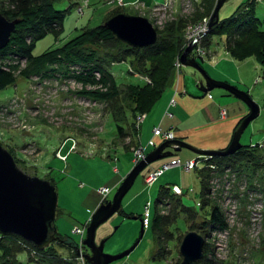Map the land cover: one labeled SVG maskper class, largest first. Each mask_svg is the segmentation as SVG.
Returning a JSON list of instances; mask_svg holds the SVG:
<instances>
[{"label": "rangeland", "instance_id": "rangeland-1", "mask_svg": "<svg viewBox=\"0 0 264 264\" xmlns=\"http://www.w3.org/2000/svg\"><path fill=\"white\" fill-rule=\"evenodd\" d=\"M77 1L79 0H55L59 7L66 10L63 30L56 40L53 33H48L38 40L33 50L34 54L64 44L66 40L78 35L82 26L99 25L104 17L109 19L114 16L115 14H112L116 10L121 11L119 13L146 17L155 29L171 39L175 51L173 60L169 56V49H165L162 54L151 57L150 61L144 64L141 62V67H134L130 60L121 57L125 47L123 45L117 44L111 48L101 49L93 47L91 50L96 52V55L106 57L107 66L105 64L103 66L111 71L108 74L110 77L105 78L99 72H95L92 73L91 80L83 82L76 77L80 72H83L81 75H88L81 64L61 63L48 66L46 70L50 72L39 77L30 79L18 77L14 85L0 90V144L11 153L19 169L31 176L54 181L57 194L56 209L57 211L62 209V212L55 213L56 232L75 242H78L79 238L71 229L74 226L82 227L96 209L91 203L90 197L94 196L92 192L100 186L108 185L113 187L112 193L109 194L111 199L120 183L119 178L126 175L134 165L131 153L136 154L138 148L132 140V135L131 138L129 136L124 140L128 147L131 144L129 151H125L121 145L111 140L115 132V124L109 113L112 105L120 101L122 106L128 109L134 105L132 97L141 98V93H136L137 89L132 87V83L141 84L144 81L145 84H141L143 90L148 89L149 85L153 87V80L165 75L166 70L172 65L171 61L176 62L180 37L183 38L189 26L207 17L210 6L213 5L211 8L214 9L216 4V1L206 0H117L116 3L115 0L113 2L100 0L79 8L80 3ZM164 1L165 7H162ZM247 1H224L218 12L219 19L229 17ZM247 6L248 9L255 8L257 15L264 16V0H251ZM243 12L251 15L250 10L244 9ZM221 32L210 35L212 40L208 47L203 45L207 49L209 55L206 58L209 60H204L202 65L209 76L214 79L217 75L226 76L227 82H232L230 84L235 85L240 91H247L257 103L259 115L246 127L240 142L243 146L259 143V148L252 153L247 152L249 155H245L241 161L234 159V162L225 163L210 159L208 168L204 169L202 168L204 162L201 160H198L197 167L189 171L177 166L170 167L152 185L146 184L144 178L146 180L151 176L155 170L153 165L157 162H161V166L177 158L184 161L196 159L198 156L182 149L174 155L149 164L139 173L123 197L119 211L123 209L126 213L133 211L140 214L144 207L148 209L149 202L150 224L155 212L158 216L168 213L171 215L179 206H174L172 202L170 203L172 200L169 201L167 197L156 203V197L158 189L177 184L183 193L181 204L193 209L190 212L194 211L192 212L194 216L180 212L169 226L172 234L167 233L163 237H157L155 233L153 235L149 226L129 255L110 264H180L182 257L179 254V246L189 231L201 235L207 246L204 258L199 264H264V67L251 56L234 62L226 60L218 65L220 60L224 59L219 43L220 41L224 43L225 50L228 45L225 40L227 31ZM230 36L231 40L238 39ZM261 42L262 38L252 31L243 38L242 46L252 44L249 48L254 49V46L258 47ZM197 44L202 45L195 41V46ZM151 64H155V69L150 70ZM21 65H24L23 62ZM174 68L179 69L175 64ZM181 69L186 75L196 72L190 67L183 66ZM195 75L202 80L198 72ZM109 78L115 80V85ZM191 87L196 89L193 84ZM167 89L162 95H165ZM109 97L113 99L108 101ZM224 100L232 101L233 107L237 105L246 107L241 100L233 96H228ZM165 106H167L165 100L160 99L161 109ZM233 107L230 105L227 108ZM163 111L164 109L160 112ZM143 114L144 112H140L141 116ZM164 121L163 126L168 127L167 116L164 117ZM147 134L145 139L149 137V132ZM138 136L141 140V132ZM159 137V135L154 137L157 144L152 146V149L165 141ZM171 139H175V134L168 138ZM115 147L118 149L117 160L114 161L120 170L118 174L112 171L115 165L113 166L106 159V154L101 152L105 150L113 154ZM62 148L65 152L70 149L66 159L62 155L64 152H60ZM198 172L205 176L203 190ZM183 206L181 208H184ZM214 206L219 207L225 219L226 225L222 229L207 228L206 218L209 216L210 207ZM159 218L155 217L156 226L162 230L168 228L167 224L163 225V218ZM140 228L139 219L125 220L116 213L96 229L95 241L98 243L101 239L107 238L104 244L105 252L118 253L124 250ZM168 235L170 237L165 240ZM83 250L85 252L79 250L80 255L89 253L87 248ZM83 262L89 264L84 256Z\"/></svg>", "mask_w": 264, "mask_h": 264}, {"label": "trees", "instance_id": "trees-1", "mask_svg": "<svg viewBox=\"0 0 264 264\" xmlns=\"http://www.w3.org/2000/svg\"><path fill=\"white\" fill-rule=\"evenodd\" d=\"M101 1L103 2V0ZM206 1L213 2L217 0ZM91 2L92 0H88V3ZM248 3H251V0H248L244 5L237 8L229 17L221 20L219 19L218 22L208 30L207 34L203 36V38L201 39V43L206 46L210 43V40H208L207 37H211L210 35L212 33L221 34V31H227V33L225 34V40L228 45H226V47L228 50L227 52L232 58H234L235 60H243L249 56H252L259 64L264 67V26L263 28H261V26L264 25V16L261 17L257 15L255 12V8L248 9ZM212 6L213 5L210 6L209 11L207 12V17H210L212 14ZM244 9L250 10L251 15L249 16L248 14H245V12H243ZM119 12L121 11L116 10V12H114L112 15ZM65 13V8L59 7L55 0H0V14H2L8 20L19 18V23L16 25L15 30L12 32L8 44L6 45V47L0 50V90H3L10 85H14L18 77L24 79L39 77L42 76L43 73L50 72L46 70L48 66L52 67V65L61 63L81 64L84 68L83 70H85L88 75H81L83 72H80V74H78L76 77L78 80L83 82L91 80L93 78L92 73L94 74L95 72H99V74H101V76H104L105 78L110 77L108 74L111 73V71H109L108 68L106 70L105 66H103L104 64L107 66L105 60L106 57L103 58L99 55H96L97 53L91 50L93 47L101 49L111 48L116 46L117 44L123 45L125 47H123L121 57L125 58V60H130V63L134 67H141V62H143L144 64L145 62L150 61L149 59L151 57L162 54L165 49H169V56L171 60H173V51H175L174 44L171 42V39L169 40L166 36H163V33H160L161 31H159L158 29H156L157 33H159L158 40L154 44L145 47H129L116 40L112 33L104 26H102V23L107 20V17L103 18L101 24L94 27L82 26L80 33L66 40L64 44L54 48H47L39 54H34L33 50L36 42L45 37L48 33H53L55 40L57 39L61 31L63 30ZM238 15L239 17H242L241 20L239 19V17H237ZM252 31L262 38V42L260 43V45L258 47L254 46V49L249 48V46H251L252 44H249V46L247 47L242 46L243 38H245L246 35ZM230 35H233L238 39L231 40L229 39V37H231ZM180 38L181 42L178 45L176 57L179 56L185 49L184 40L182 37ZM192 51H194V48L192 49ZM22 62L24 65H21ZM174 63L171 61L172 65L169 66L170 69L166 70L167 72L165 73V75L153 80V87L149 85L148 89L143 90L141 84H145L144 81L141 84L132 83V87L137 89L136 93H141V98L137 97V99H134L132 97L131 100L134 105L130 106V108L125 109L120 101L116 103V105H112L111 111H109V113L115 124V132L111 140L118 145H121V148L125 151H129V147L131 146V144H129L128 147V144H125L124 140L129 136L131 138V135L132 140L135 141V146H141V143L138 141L141 124L144 122L147 116L151 114V112L154 110L161 97L163 96L162 94L167 88L168 83L171 79L170 76L172 77ZM150 67V70L155 69V64H151ZM133 71L134 70H132V72ZM109 79H111L112 84L115 85V80L112 78ZM112 99V97H109L108 101H111ZM169 101H173L172 98H170ZM173 105L175 104H170L169 102L168 108ZM140 112H144L146 116L141 123H137L136 117L137 115H140ZM121 115L123 116L122 118ZM158 128L163 133L172 131L162 130L160 127ZM149 139L144 147L145 150L147 146L149 148H152V146H150L148 143ZM259 145V143H254L253 145H245L240 148L235 154L227 157H211L208 159L199 157L198 159H196L197 164L198 160L203 161L204 165L202 166V168L204 169L208 168V161L210 159H214L213 161L221 160L225 163H228L230 161L234 162V159L237 161H241L244 159L243 157L245 155H249L247 152L252 153L259 148ZM64 147L65 145L63 146V148ZM63 148L60 152H64L62 155L66 159L70 147L68 148L67 152H65ZM117 150L118 149L115 147V154L106 152L105 150L101 151L106 154V159H108L109 162L113 164V166L115 165L114 167H118L116 165L117 162H114L117 160ZM148 151L149 150H147L146 152ZM59 158L62 160L61 157ZM176 160L180 159L177 158ZM131 161L133 162V153H131ZM185 161L188 160L181 161V163ZM114 167L112 171L118 174L120 170L117 168V171H115ZM195 167H197V165H195L193 168ZM200 172H198V178H200L203 190V188H205V176L200 175ZM124 176L120 177L118 182H121ZM49 181L54 185L53 180L50 179ZM172 185L159 189L156 203L157 201H162L167 197L169 198V201L172 200L170 201V203L172 202L174 206L178 205L179 207L178 209L175 208L173 211L176 212H172L173 214L171 213V215L168 213L159 216L155 214L153 216L152 223L150 224V229L153 232V235L156 234L157 237H163L167 233L172 234L169 226L173 222V219L176 218V216L179 215L180 212H183L184 214L185 212H187L189 216H194V213H192L194 211L190 212V210L193 209L185 207L181 204V196L179 197L178 195H175L173 191L171 193ZM102 187L111 188L113 190V187H110L108 185L100 186V188ZM100 188H97L94 192H92L94 193V196H89L94 208L98 207L105 199L109 200V194L112 193V190H110L111 192L109 191L106 194H100L98 192ZM182 206L184 208H181ZM61 210L59 209L60 212H62ZM59 211H57L56 209V213ZM155 217L163 218V225L167 224L168 228H163L162 230V228L157 227L155 224ZM86 222L87 220L83 223L82 227L74 226L71 229V232L74 235L78 236V242H75L69 237L56 232V235L59 237V239L51 242L49 246L42 250L36 249L32 244L24 241L17 235L0 233V264H75L77 261L76 257L79 254L77 253L78 250L84 251L83 249H86V247L82 244V241L85 237L87 226ZM206 224L207 228H220L226 225L225 219L222 215V211H220L219 207H210L209 216H207L206 218ZM74 228L82 230V233H74ZM169 237L170 235H168L164 239L166 240ZM74 242L78 245V249H75ZM206 248V243H204L203 250L206 251ZM199 263L200 261L196 262L195 264Z\"/></svg>", "mask_w": 264, "mask_h": 264}, {"label": "water", "instance_id": "water-1", "mask_svg": "<svg viewBox=\"0 0 264 264\" xmlns=\"http://www.w3.org/2000/svg\"><path fill=\"white\" fill-rule=\"evenodd\" d=\"M224 1L226 0L216 1L210 16L209 29L218 22V12ZM18 23L19 19L8 20L0 14V50L6 47ZM102 26L108 29L116 40L129 47H145L158 40L157 30L143 16L118 13L102 23ZM194 47L195 41H191L181 53L179 62L199 73L203 81L200 83L199 89L204 93L214 88L223 89L243 101L248 107V113L233 131L231 140L225 148L198 149L181 139L165 140L134 164L119 183L112 198L102 201L90 215L82 241V244L89 250V253L83 255L89 264H110L129 255L138 245L143 235L142 226L134 243L118 253L105 252L104 244L107 238H103L97 243L95 233L101 224L118 213L123 197L143 169L182 149H186L198 157L231 156L243 147L240 142L241 135L249 123L259 115V106L246 91H240L237 87L214 79L207 74L202 65L190 56ZM56 207L57 194L54 185L48 180L31 176L19 169L11 153L0 144V233L17 235L36 249L42 250L51 242L59 239L54 226ZM204 242V238L195 231L187 232L179 246V254L182 257L180 264H191L202 259ZM74 247L78 249L75 242Z\"/></svg>", "mask_w": 264, "mask_h": 264}, {"label": "crops", "instance_id": "crops-1", "mask_svg": "<svg viewBox=\"0 0 264 264\" xmlns=\"http://www.w3.org/2000/svg\"><path fill=\"white\" fill-rule=\"evenodd\" d=\"M98 1L100 0H92L91 3H97ZM207 38L210 41L212 40L211 37H207ZM220 44L222 49L221 55L222 57H224V59L220 60L218 65L221 62H225L226 60L230 62L236 61L234 58L230 56L227 50H225V48L223 47L224 43L222 41H220L219 47ZM206 47H208V45H206ZM216 50L219 49L216 48ZM195 73L191 72L186 75L184 70L181 69L180 74L178 76L172 75L167 86L168 89L165 95H163L161 98V100H165L167 104V106L162 108L164 109L163 113L160 112L162 109L160 107V101H159L155 109L151 112L152 113V115H150L151 117H149L148 115L147 118L142 123L143 125L141 124V129H140L141 140L138 139V141L141 143V146H145L147 144L148 139L152 136L153 127H160L162 130H172L175 134V139H181L198 149H206V150L222 149L229 144L233 131L236 129L241 119L248 113V107L243 101L242 102L245 104L246 107H244V105L243 106L237 105L233 107L234 103L232 101L224 100V98H228V96H233V95L228 94V92L223 89H220L223 92L222 91L214 92L213 89L205 93L202 92L199 89L201 84L199 85L197 84L198 80L196 79L198 77H196ZM190 77L193 78L191 79ZM215 79H220L227 82L226 76L223 75L221 76L217 75ZM227 83H229V81ZM191 84H193L196 87V89L194 87H191ZM214 89H219V88H214ZM170 98L174 99L175 105L168 108V103H169L168 101L170 100ZM220 98H222L223 100ZM230 105L233 108L228 109L227 107H229ZM165 108L167 111L166 113H165ZM165 116L169 118L168 127L163 126L165 123L164 121ZM147 132H149V137L145 139V134L148 135ZM152 148H149L147 146L146 151ZM187 160H192V159H187ZM160 164L161 162H157L155 165H153L154 166L153 168H155V170L159 169L161 167ZM117 168L118 167H116V169ZM144 182H145V178H144ZM177 186L180 188L179 185ZM149 206L150 203L148 202V220H150ZM144 212L145 210H143V212L139 214L141 218ZM127 214L131 216L130 218L127 219L125 218V220L128 219L134 220L132 216L135 213H133V211ZM88 223L89 220H87L86 225H88ZM140 224L142 226L141 221ZM149 226H150V222H148V226L146 228L149 229ZM130 242H128V244L125 247H127L130 244Z\"/></svg>", "mask_w": 264, "mask_h": 264}, {"label": "built area", "instance_id": "built-area-1", "mask_svg": "<svg viewBox=\"0 0 264 264\" xmlns=\"http://www.w3.org/2000/svg\"><path fill=\"white\" fill-rule=\"evenodd\" d=\"M110 1H114V0H110ZM186 1H189V0H186ZM115 3L117 2V0L114 1ZM77 3H80L79 4V8L80 6L84 7L87 3H88V0H79L77 1ZM162 7H165V3L166 1L162 2ZM153 18V17H152ZM154 19V18H153ZM209 20H210V17H205L203 18L201 21H198L195 25H191L187 28V30L185 31L184 35H183V38H184V48L191 42V41H196V42H200L201 43V37L204 36L205 34H207L208 30H209V27H208V24H209ZM194 52L198 55H205L207 54V49L202 45H199L197 44L195 47H194ZM176 66H180L179 62L176 61L174 63ZM97 74V73H96ZM174 103V100L172 101ZM139 116L141 115H137V123H141L143 121V119L145 118V114H143L141 116V118H139ZM152 132H153V136L151 137V139H149V145L150 146H155L157 143H156V140H154V137L159 135L160 139L162 140H168V138H172L173 135H174V132L173 131H167V132H161L160 129L158 127H155L152 129ZM137 150H136V154L133 153V162L136 164L137 162H139V160L143 159L145 154H146V150L144 147L142 146H137ZM195 165H197V161H194V160H188V161H185L183 163H181L180 160H173L169 163H164L163 165H161V167L159 169H156L153 171V173L151 174V176L145 180V183L148 184V185H152L154 183V181L164 172L166 171L167 169H169L170 167H173V166H181L182 168L186 169V170H189V169H192ZM115 171H117V169H114ZM150 175V174H149ZM109 188L107 187H102L98 190V192L101 194H106L107 192H109ZM171 191H173L174 194H181V189L176 186V185H172L171 186ZM105 196V195H104ZM145 212L143 213V216H142V225L143 227H147L148 226V209L145 208L144 209ZM73 232L74 233H82V230H79L78 228H74L73 229ZM76 263L77 264H84L83 262V256L78 254V256L76 257Z\"/></svg>", "mask_w": 264, "mask_h": 264}, {"label": "bare ground", "instance_id": "bare-ground-1", "mask_svg": "<svg viewBox=\"0 0 264 264\" xmlns=\"http://www.w3.org/2000/svg\"><path fill=\"white\" fill-rule=\"evenodd\" d=\"M203 38V36L201 37V39ZM181 55V54H180ZM180 55L179 56H177L176 57V60L175 61H178L179 62V57H180ZM209 55V54H208ZM208 55L207 54H205V55H198V54H196L194 51H191L190 52V56L191 57H194L195 58V60L197 61V62H199L201 65H202V63H203V61L205 60V61H208L209 59H207L208 58ZM207 57V58H206ZM211 56H209V58H210ZM213 58V57H212ZM179 64H180V66H179V69H177V68H174L173 69V73H172V75H176V76H178L179 74H180V71H181V68L183 67V65H181V63L179 62ZM185 67V66H184ZM202 67H203V65H202ZM194 70V69H193ZM196 80H198V82H197V84L199 85L201 82H203L200 78H197ZM200 80V81H199ZM203 158H211V157H203ZM225 227V226H224ZM223 227V228H224ZM220 229H222V227H220ZM202 258H204V250H203V257ZM202 259H200V260H198V261H196V262H199V261H201ZM196 262H194V263H191V264H195Z\"/></svg>", "mask_w": 264, "mask_h": 264}, {"label": "flooded vegetation", "instance_id": "flooded-vegetation-1", "mask_svg": "<svg viewBox=\"0 0 264 264\" xmlns=\"http://www.w3.org/2000/svg\"><path fill=\"white\" fill-rule=\"evenodd\" d=\"M110 190H112V189H110ZM113 191V190H112ZM111 192V191H110ZM181 197L183 196V193H181V195H180ZM122 213H124V214H122ZM117 215L118 216H121L122 218H130V216L123 210V209H121L118 213H117ZM133 219L134 220H137V219H139L141 222H142V218L140 217V215L139 214H134L133 216ZM142 227H143V225H142ZM145 229V227H143V230ZM144 233V232H143ZM138 235H139V232H137L136 233V235L134 236V238L132 239V241L130 242V244L127 246V247H125L124 249H126V248H128L135 240H136V238L138 237Z\"/></svg>", "mask_w": 264, "mask_h": 264}, {"label": "clouds", "instance_id": "clouds-1", "mask_svg": "<svg viewBox=\"0 0 264 264\" xmlns=\"http://www.w3.org/2000/svg\"><path fill=\"white\" fill-rule=\"evenodd\" d=\"M142 147H145V146H142ZM199 158V157H198ZM198 158H196V159H198ZM196 159H194V161H197ZM193 160V159H192ZM198 165V164H197ZM181 189V188H180ZM172 192V191H171ZM181 193H182V190H181ZM175 195H178V196H180L181 194H175ZM121 252V251H120Z\"/></svg>", "mask_w": 264, "mask_h": 264}]
</instances>
